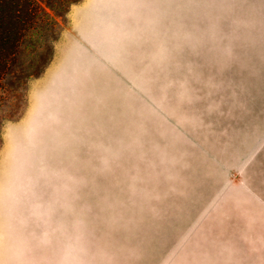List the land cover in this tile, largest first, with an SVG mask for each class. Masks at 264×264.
Returning a JSON list of instances; mask_svg holds the SVG:
<instances>
[{
    "label": "rangeland",
    "instance_id": "374dc122",
    "mask_svg": "<svg viewBox=\"0 0 264 264\" xmlns=\"http://www.w3.org/2000/svg\"><path fill=\"white\" fill-rule=\"evenodd\" d=\"M130 15L30 112L49 64L0 81V264H264V0Z\"/></svg>",
    "mask_w": 264,
    "mask_h": 264
},
{
    "label": "trees",
    "instance_id": "16d2710c",
    "mask_svg": "<svg viewBox=\"0 0 264 264\" xmlns=\"http://www.w3.org/2000/svg\"><path fill=\"white\" fill-rule=\"evenodd\" d=\"M78 1L0 0V81H21L43 71L51 44Z\"/></svg>",
    "mask_w": 264,
    "mask_h": 264
},
{
    "label": "crops",
    "instance_id": "0c3cea01",
    "mask_svg": "<svg viewBox=\"0 0 264 264\" xmlns=\"http://www.w3.org/2000/svg\"><path fill=\"white\" fill-rule=\"evenodd\" d=\"M116 8L119 11L117 16L114 15ZM130 9L131 0H83L72 6L70 24L56 42L55 55L31 89L28 112L34 109L39 90H47L52 83L62 84L68 77L66 65L69 62L78 63L79 46L85 41L86 44L90 35H131ZM256 148L257 144H251L246 151L244 159L247 165L262 155L263 152L256 151ZM251 190L263 193L259 196L264 203V188Z\"/></svg>",
    "mask_w": 264,
    "mask_h": 264
}]
</instances>
